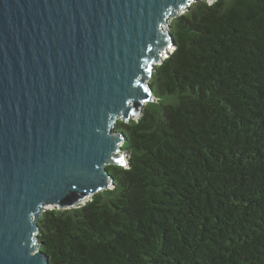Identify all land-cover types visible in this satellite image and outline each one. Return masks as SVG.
Masks as SVG:
<instances>
[{
  "label": "trees",
  "instance_id": "1",
  "mask_svg": "<svg viewBox=\"0 0 264 264\" xmlns=\"http://www.w3.org/2000/svg\"><path fill=\"white\" fill-rule=\"evenodd\" d=\"M171 33L115 186L39 219L50 264H264V0H196Z\"/></svg>",
  "mask_w": 264,
  "mask_h": 264
},
{
  "label": "water",
  "instance_id": "2",
  "mask_svg": "<svg viewBox=\"0 0 264 264\" xmlns=\"http://www.w3.org/2000/svg\"><path fill=\"white\" fill-rule=\"evenodd\" d=\"M195 1L0 0V264H50L43 213L115 186L116 125L155 102L172 20Z\"/></svg>",
  "mask_w": 264,
  "mask_h": 264
},
{
  "label": "built area",
  "instance_id": "3",
  "mask_svg": "<svg viewBox=\"0 0 264 264\" xmlns=\"http://www.w3.org/2000/svg\"><path fill=\"white\" fill-rule=\"evenodd\" d=\"M210 3H213V0H208ZM191 5H189L188 6V8L190 7ZM186 10H184L183 12H181V13H184ZM123 146V143H122V145H121V147ZM124 160L126 161V163H127V161H128V155L126 154H124ZM91 198H89L88 200H90ZM87 200V201H88ZM84 203V202H83Z\"/></svg>",
  "mask_w": 264,
  "mask_h": 264
},
{
  "label": "rangeland",
  "instance_id": "4",
  "mask_svg": "<svg viewBox=\"0 0 264 264\" xmlns=\"http://www.w3.org/2000/svg\"><path fill=\"white\" fill-rule=\"evenodd\" d=\"M182 14H183V13H180L179 15H182ZM173 51H174V49H171V50H170V52H173ZM136 119H138V117H137ZM122 153H123V151H122ZM124 154H125V153H124ZM125 155H126V154H125ZM87 200H88V199H87ZM87 200H86V201H87ZM54 209H56V208H53V207L50 208V207H49L47 211H49V210H54ZM57 209H58V208H57Z\"/></svg>",
  "mask_w": 264,
  "mask_h": 264
},
{
  "label": "bare ground",
  "instance_id": "5",
  "mask_svg": "<svg viewBox=\"0 0 264 264\" xmlns=\"http://www.w3.org/2000/svg\"><path fill=\"white\" fill-rule=\"evenodd\" d=\"M171 49L169 48V51H170ZM165 58H167V56L165 57ZM52 208V207H51Z\"/></svg>",
  "mask_w": 264,
  "mask_h": 264
},
{
  "label": "clouds",
  "instance_id": "6",
  "mask_svg": "<svg viewBox=\"0 0 264 264\" xmlns=\"http://www.w3.org/2000/svg\"><path fill=\"white\" fill-rule=\"evenodd\" d=\"M137 118V117H136Z\"/></svg>",
  "mask_w": 264,
  "mask_h": 264
}]
</instances>
